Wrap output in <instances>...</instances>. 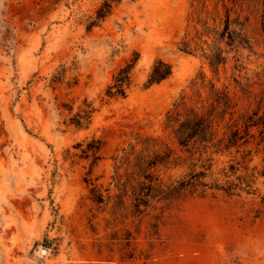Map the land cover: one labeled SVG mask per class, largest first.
I'll return each instance as SVG.
<instances>
[{"label":"rangeland","instance_id":"1","mask_svg":"<svg viewBox=\"0 0 264 264\" xmlns=\"http://www.w3.org/2000/svg\"><path fill=\"white\" fill-rule=\"evenodd\" d=\"M262 1L0 0V264H264L263 179L255 194L152 202L141 215L120 203L113 179L135 133L176 147L165 115L181 100L207 103L208 82L230 95L234 117L256 109ZM224 6L248 16L252 48L221 42L230 50L215 73L206 28L222 27ZM157 59L172 72L147 86ZM132 62L126 95L109 98ZM92 139L102 142L95 163L82 152Z\"/></svg>","mask_w":264,"mask_h":264},{"label":"trees","instance_id":"2","mask_svg":"<svg viewBox=\"0 0 264 264\" xmlns=\"http://www.w3.org/2000/svg\"><path fill=\"white\" fill-rule=\"evenodd\" d=\"M111 2L104 3L97 11L96 19L106 15ZM256 4L254 0L253 5ZM258 5L263 7L259 32L264 35V0ZM224 11L221 28H206L212 42H206L208 52H204V56L215 73L219 65L226 62L230 50L221 46V42L230 48H252L248 16L242 19L238 15L231 17L230 9L225 6ZM133 66L132 62L119 68L106 88L109 98L126 95L132 83ZM171 72L169 62L155 60L146 85L162 81ZM207 89V103L187 105L181 100L174 104L173 110L167 111L164 129L175 141V148L158 136L135 133V143H130L120 156L125 168L120 172L118 165L113 172L114 186L118 191L115 196L120 197L121 204L125 202L124 197L128 198L134 215L143 214L152 202L170 205L209 192L219 191L228 196L255 194L260 179L264 182V108L260 112L264 107V83L258 93L256 109H246L236 117V104L225 90L217 88L213 82H208ZM245 91L249 92L246 88ZM81 118L73 120L74 123L81 125ZM101 146L100 139H92L82 150L84 157L91 155L95 163L100 157ZM259 153H263L260 162L254 163ZM176 168L181 169L179 176L165 177L162 174V171ZM91 194L94 201L103 202L102 193L94 186Z\"/></svg>","mask_w":264,"mask_h":264},{"label":"bare ground","instance_id":"3","mask_svg":"<svg viewBox=\"0 0 264 264\" xmlns=\"http://www.w3.org/2000/svg\"><path fill=\"white\" fill-rule=\"evenodd\" d=\"M42 253H45V251H43Z\"/></svg>","mask_w":264,"mask_h":264},{"label":"water","instance_id":"4","mask_svg":"<svg viewBox=\"0 0 264 264\" xmlns=\"http://www.w3.org/2000/svg\"><path fill=\"white\" fill-rule=\"evenodd\" d=\"M44 250H42L41 252H43Z\"/></svg>","mask_w":264,"mask_h":264}]
</instances>
